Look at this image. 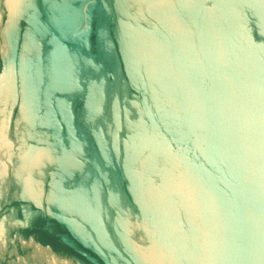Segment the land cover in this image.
I'll return each instance as SVG.
<instances>
[{
	"label": "water",
	"instance_id": "water-1",
	"mask_svg": "<svg viewBox=\"0 0 264 264\" xmlns=\"http://www.w3.org/2000/svg\"><path fill=\"white\" fill-rule=\"evenodd\" d=\"M0 264H264V0H0Z\"/></svg>",
	"mask_w": 264,
	"mask_h": 264
}]
</instances>
